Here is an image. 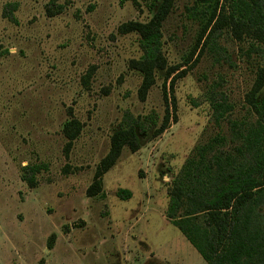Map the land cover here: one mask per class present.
<instances>
[{
	"label": "rangeland",
	"instance_id": "obj_1",
	"mask_svg": "<svg viewBox=\"0 0 264 264\" xmlns=\"http://www.w3.org/2000/svg\"><path fill=\"white\" fill-rule=\"evenodd\" d=\"M191 4L175 0L161 28L168 66L180 65L172 76L185 71L176 121L135 152L123 147L102 191L87 196L113 131L165 113L163 77L140 98L129 65L139 38L118 30L147 21L149 1L0 0V264H207L166 216L168 192L195 146L252 117L245 96L264 52L224 29L192 54ZM222 98L232 109L216 121L211 101ZM71 116L82 129L66 154ZM27 164L39 166L34 186L22 179Z\"/></svg>",
	"mask_w": 264,
	"mask_h": 264
},
{
	"label": "trees",
	"instance_id": "obj_2",
	"mask_svg": "<svg viewBox=\"0 0 264 264\" xmlns=\"http://www.w3.org/2000/svg\"><path fill=\"white\" fill-rule=\"evenodd\" d=\"M148 1L151 16L147 21L130 20L118 30L122 34L135 33L139 38L142 54L131 59L129 65L141 75L140 98L146 97L156 75L163 77L165 113L160 124L132 118L129 124L113 131L109 150L96 167L87 196L102 191L103 175L115 164L123 147L135 152L147 136L156 137L168 128L171 118L176 121L174 86L185 71L172 76L180 65L168 66L161 50V28L175 0ZM187 10L200 24L192 54L198 47L200 52L214 34L224 29L238 40H251L258 52H264V0H192ZM89 77L87 73L86 82ZM245 100L252 117L230 120L228 139L217 134L195 146L193 155L173 177L168 192L166 216L207 264H264V58L256 66ZM211 109L215 120L220 121L232 106L223 98L213 99ZM144 121L152 124L147 127ZM81 129L82 123L73 116L64 122L66 154ZM23 170L22 179L34 186L39 166L27 164ZM52 243L50 236L47 246L52 247Z\"/></svg>",
	"mask_w": 264,
	"mask_h": 264
}]
</instances>
